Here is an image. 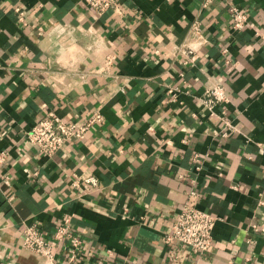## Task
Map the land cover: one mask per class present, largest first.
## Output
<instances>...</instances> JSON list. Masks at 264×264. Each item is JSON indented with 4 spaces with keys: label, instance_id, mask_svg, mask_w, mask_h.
<instances>
[{
    "label": "crops",
    "instance_id": "1",
    "mask_svg": "<svg viewBox=\"0 0 264 264\" xmlns=\"http://www.w3.org/2000/svg\"><path fill=\"white\" fill-rule=\"evenodd\" d=\"M204 1L122 0L121 14L100 15L83 0H0V264H46L23 247L25 226L51 239L67 214L83 239L76 264H264L253 229L264 224V0ZM235 5L250 12L239 32ZM196 19L207 43L187 65L175 48ZM215 84L230 98L218 109L237 127L228 137L201 100ZM169 86L183 103L168 102ZM93 109L105 123L52 158L26 139L49 111L81 122ZM194 187L219 218L214 242L173 259L163 237Z\"/></svg>",
    "mask_w": 264,
    "mask_h": 264
},
{
    "label": "built area",
    "instance_id": "2",
    "mask_svg": "<svg viewBox=\"0 0 264 264\" xmlns=\"http://www.w3.org/2000/svg\"><path fill=\"white\" fill-rule=\"evenodd\" d=\"M85 4L98 14L102 15L107 11H114L121 14L122 0H83ZM217 0H205L203 8H209ZM19 21L28 25L27 11L20 6L15 8ZM232 23L231 29L234 32L243 31L248 23L250 12L248 9H242L235 5L231 8ZM44 31L43 27L38 28ZM207 39L203 31V22L199 19L193 21L188 29L186 40L176 46L175 54L182 58V61L189 65L194 64L200 57V52ZM227 49L223 50L227 53ZM115 56H108L106 65L113 66ZM230 63L229 60H227ZM169 103H183L180 100L184 91L178 86H169L167 88ZM203 106L208 110L211 117L222 123V136L228 137L230 133L237 132V127L228 117L226 110L218 111L219 107L230 102L227 88L222 84H215L205 90L201 97ZM195 116V115H194ZM106 121L104 114L100 109H93L91 114L81 122L66 121L56 112L46 113L29 131L25 133L26 139L36 146L44 157L52 158L60 151L64 150L73 141H83L88 133L95 127L104 124ZM8 152H0V167L7 163ZM197 170L202 169L204 160L196 154L193 158ZM38 173L36 172L35 175ZM87 183L96 184L94 179H87ZM75 182V186H78ZM202 193L196 187L188 192V197L178 213L173 224L172 231L163 237L167 244L177 245V248L171 250V257L176 259L177 253L186 248H190L196 255L202 256L207 253L214 242V228L218 217L209 211L199 207ZM261 205H264L262 200ZM255 231L264 232V224H254ZM23 247L36 255L46 259V264H57L56 251L65 241L69 242V257L67 264H76L80 251L83 246V239L75 229L73 224V215L67 214L63 217L56 228L51 239H47L37 224L25 226ZM252 243V240H249Z\"/></svg>",
    "mask_w": 264,
    "mask_h": 264
}]
</instances>
